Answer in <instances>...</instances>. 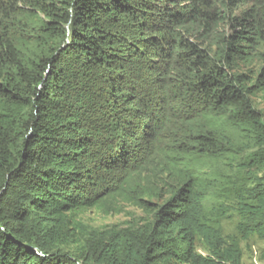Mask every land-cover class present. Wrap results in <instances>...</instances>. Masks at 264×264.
Wrapping results in <instances>:
<instances>
[{"label":"trees","instance_id":"1","mask_svg":"<svg viewBox=\"0 0 264 264\" xmlns=\"http://www.w3.org/2000/svg\"><path fill=\"white\" fill-rule=\"evenodd\" d=\"M258 97L264 0H0V264H242L223 207L264 239Z\"/></svg>","mask_w":264,"mask_h":264},{"label":"rangeland","instance_id":"2","mask_svg":"<svg viewBox=\"0 0 264 264\" xmlns=\"http://www.w3.org/2000/svg\"><path fill=\"white\" fill-rule=\"evenodd\" d=\"M258 106L264 113V98H257ZM223 207L225 219L223 220L224 236L228 239H236L240 243L243 253L242 264H264V239L257 235L244 236L237 230L239 220L236 202L226 201ZM146 216L145 213L134 207L127 206L120 213L105 214L93 209L81 214L83 222L97 229H110L113 226H125L130 221ZM197 251L207 254L209 249L203 241H198Z\"/></svg>","mask_w":264,"mask_h":264}]
</instances>
